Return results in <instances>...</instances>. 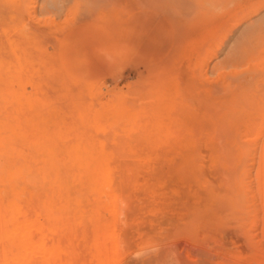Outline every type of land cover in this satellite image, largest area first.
Masks as SVG:
<instances>
[{"label":"rangeland","instance_id":"rangeland-1","mask_svg":"<svg viewBox=\"0 0 264 264\" xmlns=\"http://www.w3.org/2000/svg\"><path fill=\"white\" fill-rule=\"evenodd\" d=\"M263 100L264 0H0V264L7 175L41 190L87 156L120 168L130 209L86 264H264ZM229 141L258 225L229 207L240 164L211 149Z\"/></svg>","mask_w":264,"mask_h":264},{"label":"bare ground","instance_id":"bare-ground-1","mask_svg":"<svg viewBox=\"0 0 264 264\" xmlns=\"http://www.w3.org/2000/svg\"><path fill=\"white\" fill-rule=\"evenodd\" d=\"M261 115H264V109ZM262 133V128H259L255 136L261 135L264 143V134ZM213 144L211 147L213 160L225 161L226 170H236L234 165L236 160L238 165L240 164L237 176L239 180L234 177L233 182H230L234 198H229V207L238 215H242L243 223L250 225L256 223L257 217L261 218L260 208H257L259 204L249 201L250 195H247V191L252 186L250 185V189L244 188L247 184L244 182L242 187L246 169L241 165H243L246 151L241 149L235 156L231 149V141ZM211 145L212 143H210ZM187 163L186 166H188ZM50 166L53 173L47 186L41 190L36 188L33 178L24 172L23 164L16 168L15 175L9 173L6 177V179L8 178L6 184L8 214L7 218H4L7 223L5 235L9 244L8 259L7 261L3 260L7 262H5L6 264H86L88 256L102 258L108 252L109 241L120 240L117 227L121 226V221L126 218L124 212L130 209V203L125 194V177L121 174L120 168L117 169L118 175L114 180L112 172L115 165L109 158L87 156L57 159L52 161ZM191 167L190 170H192ZM260 169H263V165ZM257 174L262 176V173ZM6 182L4 180V183ZM227 184L229 183L227 182ZM208 190L210 191V189ZM258 191L257 194L261 198L258 201H260L262 210V221L258 222H263L264 226V181ZM255 193L256 190L254 196ZM210 195H213L212 190ZM247 196L249 197L247 198ZM24 198L26 203L20 205L18 200ZM208 213L210 216L215 215L213 210L212 214ZM205 216L207 217V215ZM2 224L0 222L1 236H3L2 231L5 228ZM256 227L259 228V226ZM250 229L252 230V228ZM3 237L5 238V236ZM117 248L116 243L112 249L110 247L111 251H115ZM99 264H103L102 261Z\"/></svg>","mask_w":264,"mask_h":264}]
</instances>
